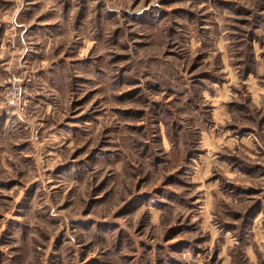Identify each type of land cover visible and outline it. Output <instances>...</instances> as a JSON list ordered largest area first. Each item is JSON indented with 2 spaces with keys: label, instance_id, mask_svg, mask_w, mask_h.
Listing matches in <instances>:
<instances>
[{
  "label": "rangeland",
  "instance_id": "1",
  "mask_svg": "<svg viewBox=\"0 0 264 264\" xmlns=\"http://www.w3.org/2000/svg\"><path fill=\"white\" fill-rule=\"evenodd\" d=\"M12 15L0 264H264V0Z\"/></svg>",
  "mask_w": 264,
  "mask_h": 264
},
{
  "label": "crops",
  "instance_id": "2",
  "mask_svg": "<svg viewBox=\"0 0 264 264\" xmlns=\"http://www.w3.org/2000/svg\"><path fill=\"white\" fill-rule=\"evenodd\" d=\"M4 18L5 16L0 17V70L3 73L11 67L15 71L16 52L25 50L24 44L17 45L15 39V17H11V21L10 17Z\"/></svg>",
  "mask_w": 264,
  "mask_h": 264
},
{
  "label": "built area",
  "instance_id": "3",
  "mask_svg": "<svg viewBox=\"0 0 264 264\" xmlns=\"http://www.w3.org/2000/svg\"><path fill=\"white\" fill-rule=\"evenodd\" d=\"M19 99V90L18 87H13L10 91H9V98H8V102L15 104Z\"/></svg>",
  "mask_w": 264,
  "mask_h": 264
}]
</instances>
